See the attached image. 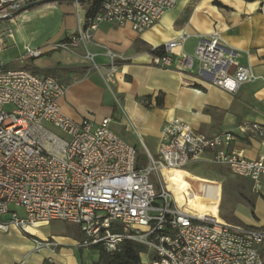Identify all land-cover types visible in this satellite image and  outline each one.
Masks as SVG:
<instances>
[{
	"label": "built area",
	"instance_id": "1",
	"mask_svg": "<svg viewBox=\"0 0 264 264\" xmlns=\"http://www.w3.org/2000/svg\"><path fill=\"white\" fill-rule=\"evenodd\" d=\"M45 0H0V50L11 37L6 23L13 13L30 3ZM178 0H103L92 16L78 19L75 33L60 49L84 48V59L98 69L87 50L102 23L128 27L141 34L154 26ZM77 5V4H75ZM190 35L184 31L162 46L153 59L162 69L212 76L210 84L234 93L253 82L250 66L227 59L218 32L200 37L188 54L183 47ZM179 49L177 56L174 51ZM40 50L25 48V57L36 59ZM110 69L117 56L107 53ZM65 89L53 77L36 76L24 68L0 67V231L26 232L31 227L65 222L79 226L85 249L99 246L112 255L124 240L146 246L141 264H262L264 229L229 225L217 217H200L187 206H178L164 182L163 171L181 170L206 153L214 165L226 167L235 177L261 189L264 157L247 160L227 149L232 133L196 134L180 119L160 131L157 158L146 152L149 164L136 167V149L110 128V119L93 124L64 116L58 104ZM264 142V128L248 125ZM155 174L159 190L149 176ZM117 231V232H114Z\"/></svg>",
	"mask_w": 264,
	"mask_h": 264
},
{
	"label": "crops",
	"instance_id": "2",
	"mask_svg": "<svg viewBox=\"0 0 264 264\" xmlns=\"http://www.w3.org/2000/svg\"><path fill=\"white\" fill-rule=\"evenodd\" d=\"M75 4L48 5L8 21L11 37L6 41L20 48L23 56L26 47L40 50L42 55L23 66L2 68L53 70L52 77L65 89L58 101L64 116L93 124L108 118L117 136L135 147V133L149 154L152 150L157 156L160 131L176 118L196 134L232 133L236 140L227 150L241 153L247 160L264 157V142L248 128L251 124L264 128V0H178L141 34L102 23L86 45L95 55L98 69L85 61L82 46L59 48L75 33L78 19L85 18ZM184 31L190 35L183 47L188 54L193 53L200 37L218 32L225 57L250 66L256 79L227 93L211 85L212 76L200 73L197 67L190 72L155 67L156 56L151 52ZM108 52L117 56L112 70ZM179 52L176 49L174 55ZM210 158V153L204 154L180 174L220 186L225 182L236 223L218 218L236 227L263 229L264 176L260 191L254 193L251 181L231 175L226 167L212 164ZM208 167L228 173L215 177L202 173ZM83 240L80 228L74 233H58L50 224L26 232L0 231V264H92L98 260V253L83 248Z\"/></svg>",
	"mask_w": 264,
	"mask_h": 264
},
{
	"label": "rangeland",
	"instance_id": "3",
	"mask_svg": "<svg viewBox=\"0 0 264 264\" xmlns=\"http://www.w3.org/2000/svg\"><path fill=\"white\" fill-rule=\"evenodd\" d=\"M79 11L83 12V9H79ZM23 54L24 52L22 53L20 48L6 41L5 47L0 50V67L14 68L27 64L29 58L23 56ZM132 140L135 144L136 152L146 156V149L142 146L135 133L133 134ZM149 152L153 160L157 161L158 158L154 152L152 150ZM148 164L149 159L147 157V166ZM183 171L184 168L176 171H163L164 182L167 189L171 191L170 195L173 203L175 200L177 205L181 207L183 203L188 204L193 202L197 205V209L200 212L205 211L215 218L218 215V217L222 218L225 222L231 224L236 223L232 220L230 194L226 188L225 182L220 186L219 183L216 182L198 177H187L184 174H180V172ZM204 172L212 174V177L228 173L227 171H216L213 167L202 169V173ZM149 178L155 188L159 187L157 176L154 173L151 174ZM50 225H52L54 232L58 233H74L79 230V226L65 222L54 221L51 222ZM91 257V260H93L94 255L92 254Z\"/></svg>",
	"mask_w": 264,
	"mask_h": 264
},
{
	"label": "trees",
	"instance_id": "4",
	"mask_svg": "<svg viewBox=\"0 0 264 264\" xmlns=\"http://www.w3.org/2000/svg\"><path fill=\"white\" fill-rule=\"evenodd\" d=\"M244 2H255L260 0H241ZM103 0H87L82 3H78L76 6L78 9H83V12L85 14V17H89L94 15L102 5ZM62 3H71L69 0H50L49 3L33 7L29 9L28 11H34L37 9H40L42 7L48 6V5H54V4H62ZM155 56H161L163 55L162 47H158L155 50L151 52ZM24 69L30 71L32 74L36 76H43V77H52L53 76V70H37L34 68H31L29 66H25ZM160 105L161 103H157ZM147 166V156L143 154L136 153V167L138 169H143ZM157 190H159V187H157ZM255 229V228H252ZM264 229V228H263ZM117 232V231H114ZM91 250L96 251L98 253V260L92 264H141V256L147 252V248L145 245L131 241V240H124L119 246L118 252L110 255L106 253L101 247L99 246H93L90 247ZM260 258L262 260V264H264V244L260 250Z\"/></svg>",
	"mask_w": 264,
	"mask_h": 264
},
{
	"label": "water",
	"instance_id": "5",
	"mask_svg": "<svg viewBox=\"0 0 264 264\" xmlns=\"http://www.w3.org/2000/svg\"><path fill=\"white\" fill-rule=\"evenodd\" d=\"M69 1L78 4V3L85 2L87 0H69ZM49 2H50V0H45V1L36 2V3H30L26 6H24L23 8L19 9L18 11H16L15 13H13L10 17H8L6 19L14 18V17L20 15L21 13L28 11L29 9H31L33 7L41 6V5L47 4Z\"/></svg>",
	"mask_w": 264,
	"mask_h": 264
},
{
	"label": "bare ground",
	"instance_id": "6",
	"mask_svg": "<svg viewBox=\"0 0 264 264\" xmlns=\"http://www.w3.org/2000/svg\"><path fill=\"white\" fill-rule=\"evenodd\" d=\"M182 206L189 207L190 209H192L193 211H195L200 217H214V216L210 215L208 212H205V211L200 212V211H198L197 205H195L193 202H190L188 204L187 203H183ZM27 230H29V229H27Z\"/></svg>",
	"mask_w": 264,
	"mask_h": 264
}]
</instances>
